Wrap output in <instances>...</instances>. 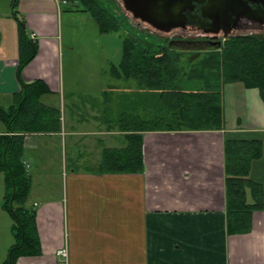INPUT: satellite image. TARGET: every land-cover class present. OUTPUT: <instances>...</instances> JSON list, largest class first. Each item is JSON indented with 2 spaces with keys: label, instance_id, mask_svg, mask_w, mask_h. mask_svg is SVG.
Returning a JSON list of instances; mask_svg holds the SVG:
<instances>
[{
  "label": "crops",
  "instance_id": "0c3cea01",
  "mask_svg": "<svg viewBox=\"0 0 264 264\" xmlns=\"http://www.w3.org/2000/svg\"><path fill=\"white\" fill-rule=\"evenodd\" d=\"M13 3L0 0V108L5 109L21 92ZM15 10L38 43L35 58L23 69V81H43L50 94L42 102L61 111L60 131L26 134L24 162L32 178L27 205L37 212L42 251L20 257L16 264H264V211L253 213L250 233L230 235L224 189V137L264 143L259 91L242 83L224 86L225 99L234 96L231 105L224 99L225 118L227 112L233 115L227 109L233 106L250 127L240 121L229 127L225 120L226 129L220 131H138L143 170L99 173L103 152L125 148L132 133L120 128L119 88L114 83L119 78L111 71L119 64L112 61L121 56L119 43L108 50L97 37L79 45L89 64L98 63L110 82L94 88L88 85L94 80L88 79L78 87L76 81H67L75 67L66 62L60 41V6L55 0H18ZM82 13L86 11L78 15ZM67 47L72 51L75 43ZM93 51L95 57H89ZM126 100L128 114L136 115L134 96ZM141 110L142 120L132 117V124L150 123L145 103ZM6 131L0 121V134ZM249 175L264 187V152ZM4 194L0 172V264L14 244ZM63 249L68 250L67 259L59 255Z\"/></svg>",
  "mask_w": 264,
  "mask_h": 264
},
{
  "label": "trees",
  "instance_id": "16d2710c",
  "mask_svg": "<svg viewBox=\"0 0 264 264\" xmlns=\"http://www.w3.org/2000/svg\"><path fill=\"white\" fill-rule=\"evenodd\" d=\"M81 11L91 13L102 34L119 30L118 17L99 0H76ZM16 9L18 0H13ZM109 2V1H108ZM14 9L18 22L19 62L17 79L21 92L13 104L0 108V121L7 131L0 134V172L4 175L3 209L12 218L14 244L8 248L3 264H16L20 257L41 254V241L36 224V209L27 200L32 178L24 162L26 134L58 132L61 130V111L42 102L50 94L41 80L24 82L23 69L38 51L36 38L27 31L26 22ZM150 40L124 39L118 65H112L113 76L135 79L138 88L157 99L164 115L152 117L150 123L132 124L142 116L122 114L120 128L132 132L128 145L119 150H105L99 173H137L143 170L142 135L138 131H220L226 129L223 86L242 83L247 89H257L264 103V38L257 35L235 36L221 50L208 54L189 71L181 66V55L170 47L171 41L153 37ZM2 35L0 32V43ZM146 90V92H145ZM142 92V93H143ZM148 94V95H149ZM150 99V98H149ZM145 119V120H146ZM224 173L226 224L230 235L252 231L255 211H264V187L249 175L252 163L260 159L264 143L259 139L224 137Z\"/></svg>",
  "mask_w": 264,
  "mask_h": 264
},
{
  "label": "rangeland",
  "instance_id": "374dc122",
  "mask_svg": "<svg viewBox=\"0 0 264 264\" xmlns=\"http://www.w3.org/2000/svg\"><path fill=\"white\" fill-rule=\"evenodd\" d=\"M77 2L76 0H69L68 4L65 5H61L60 6V22H59V31H60V41H63V52L65 53L64 55H66L65 60L66 62H71L73 64V66L75 67V74H71L67 76V81L69 80H74L76 81V86L78 85V87L83 84V81L88 80V79H92L94 80L91 83H88V81H85L86 83H88V85L97 88L100 85H105V83H109L110 79L109 77H106L102 74H100V70H99V64L91 61V63L89 64V60H88V56H84L82 55V49L80 50V44L82 43H88V40H93L94 38H101L104 42V47L108 50H112V48L117 47L116 44H118L119 46V52L120 55H122V44L124 39H135L136 38H141V39H146V40H150L151 42H158L159 40H157L156 38L159 37V35H164L162 33L155 34V32L151 29L148 28H144L143 25H140V27H136L135 29L129 27L127 24H125L120 18H118V27L119 30L113 31V32H109V33H105V34H100L99 32V28L97 23H95V19L93 20V16H91V13L86 12L85 14L82 13L80 15V9H81V3ZM104 3V2H103ZM105 3H108L107 1ZM2 8L6 9L7 6L5 4V6L3 5V3H1ZM108 7V6H107ZM106 7V8H107ZM76 12V13H74ZM112 12V11H111ZM74 13V15H70ZM116 13H114L115 15ZM117 16V15H116ZM136 25H139L137 22H134ZM257 33V32H256ZM151 34H153V37H155L156 40L154 39H150L152 36ZM177 35H184L181 33H176ZM176 34H170L169 37H173ZM189 34V33H188ZM191 34V33H190ZM246 35H257L261 38H264L263 36H260L257 34H255V32H248V33H242L238 36H245ZM166 35V34H165ZM164 35V36H165ZM195 37H201L203 35L200 36V34H191ZM168 36V35H167ZM189 36V35H188ZM187 36V37H188ZM233 38V37H231ZM194 40V42H171L170 43V47H172V49H174L175 51H177L178 54L181 55V66H183V68H185V70L189 71L191 68L194 67V64L198 63L199 61H202L203 59H205V57L210 54L211 52H214L216 50H221V46L229 39L223 41L220 45L218 43H214L213 42H207L204 41L205 39H192ZM75 43V49L74 50H69L67 47V43ZM93 50H94V46L93 45H89ZM95 52L93 51L91 54V56L89 57H95ZM121 60V56L120 58H116L113 57L112 61L114 63H119ZM93 65V66H90ZM115 84H118V88H119V115L121 116L124 113H130V109L126 108V97L127 96H131L133 95L135 100H136V104H135V111L134 114L141 116L143 114L142 109V105L143 103H145V115H150L152 117H156V116H162L164 115L165 111L163 112L161 110V106L158 102V100L156 99H152L151 95L149 94V92L147 94H145V99L143 98L142 92L144 90H141V88H138V83L135 79H125V78H121L119 79L117 82H114ZM224 90L225 87L223 86V91H222V99L223 100V105H224V101L227 102V104L230 102H232L233 98L231 96H228L229 99H225L224 96ZM146 92V90H145ZM149 94V95H148ZM144 102H143V99ZM150 98V99H149ZM232 98V99H231ZM225 99V100H224ZM143 102V103H142ZM233 103H234V99H233ZM136 105L138 106V108H136ZM228 110L233 109V115L231 116L229 114V112H227V119L225 118V113H224V118L225 120L228 121V126L229 127H236L237 124L239 123L238 121H240L243 125V127H250V121L244 117V116H239V113L237 112L238 110L236 108H233V106L230 108L227 107ZM119 117V116H118ZM56 166L54 165L53 168H55ZM28 169V168H27Z\"/></svg>",
  "mask_w": 264,
  "mask_h": 264
},
{
  "label": "flooded vegetation",
  "instance_id": "af4514ba",
  "mask_svg": "<svg viewBox=\"0 0 264 264\" xmlns=\"http://www.w3.org/2000/svg\"><path fill=\"white\" fill-rule=\"evenodd\" d=\"M108 3H105V2ZM148 6V1L139 0ZM104 2V3H103ZM105 8L108 6L113 13H116L129 27L135 29L143 25L144 28L151 29L142 17H137L133 11H126V6L130 10H134L133 7L136 2L134 0L127 2V0H99ZM154 7L159 11L171 12L177 11L179 8L184 9V26L185 30H177L184 35H177L169 37V35H161L158 38L169 40L171 42H194L196 39H205L204 41L220 43L223 42V35L226 32L231 34H239L240 32H257L260 36L264 37V0H155ZM219 6L221 12L225 18V23L221 26L218 20L215 18L216 14L213 7ZM107 7V9H108ZM137 22L139 25H136ZM189 33V34H188ZM200 34L201 37H195L191 34ZM189 35V36H188ZM188 36V37H187ZM225 41V40H224Z\"/></svg>",
  "mask_w": 264,
  "mask_h": 264
},
{
  "label": "water",
  "instance_id": "95a60500",
  "mask_svg": "<svg viewBox=\"0 0 264 264\" xmlns=\"http://www.w3.org/2000/svg\"><path fill=\"white\" fill-rule=\"evenodd\" d=\"M131 0H127L129 3ZM146 2L148 1V6H145L142 1L139 0H134L135 5L133 6L135 9L130 10L128 6H126V11L128 12H134L133 14L137 17H142L145 20H142L143 22L146 21L149 26H151V30H153L155 33H162L166 35H170L173 33H179L177 30H185L184 20H185V15H184V9L179 8L177 11L171 12L170 10L168 11H159L157 10L154 5L155 0H145ZM189 2V0H185ZM130 4V3H129ZM216 11V19L218 20V23L223 26L224 24L226 27L228 26L227 23H225V18L221 12V8L219 6L213 7ZM231 32V31H230ZM230 32H226L223 35V41L230 39L231 37L238 36L242 33H248V32H240L239 34H231ZM257 34V33H255ZM246 35V34H245ZM259 35V34H258ZM222 42L219 43V45Z\"/></svg>",
  "mask_w": 264,
  "mask_h": 264
},
{
  "label": "built area",
  "instance_id": "2783aa9c",
  "mask_svg": "<svg viewBox=\"0 0 264 264\" xmlns=\"http://www.w3.org/2000/svg\"><path fill=\"white\" fill-rule=\"evenodd\" d=\"M68 1L69 0H55V2L59 5V6H61V5H65V4H68ZM32 38H36L35 37V35H32ZM59 255H61L62 257H64L65 259H67L68 258V250L67 249H63V250H61L60 252H59Z\"/></svg>",
  "mask_w": 264,
  "mask_h": 264
}]
</instances>
